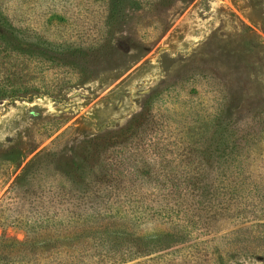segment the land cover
I'll use <instances>...</instances> for the list:
<instances>
[{
  "label": "rangeland",
  "instance_id": "rangeland-1",
  "mask_svg": "<svg viewBox=\"0 0 264 264\" xmlns=\"http://www.w3.org/2000/svg\"><path fill=\"white\" fill-rule=\"evenodd\" d=\"M26 236L0 264H264V0H0Z\"/></svg>",
  "mask_w": 264,
  "mask_h": 264
},
{
  "label": "trees",
  "instance_id": "trees-1",
  "mask_svg": "<svg viewBox=\"0 0 264 264\" xmlns=\"http://www.w3.org/2000/svg\"><path fill=\"white\" fill-rule=\"evenodd\" d=\"M29 238L26 236V239H25V241H23V243H17V242H15V241H10V240H7V239H4V238H0V244H3L4 245V247L6 248V250H7V247H8V245H7V243L8 242H11V244L13 245V246H17V247H15V248H12V251L13 250H18L19 252H21V251H24L25 250V246L28 244L27 243V240H28ZM47 242H48V238L46 239H40V240H37L36 241V243H35V245H37V246H39V245H43V244H47ZM11 245V246H12ZM21 245H22V247H21ZM48 245V244H47ZM24 246V247H23ZM5 252H3L2 250H0V257H1V255H3ZM11 253V252H10Z\"/></svg>",
  "mask_w": 264,
  "mask_h": 264
}]
</instances>
